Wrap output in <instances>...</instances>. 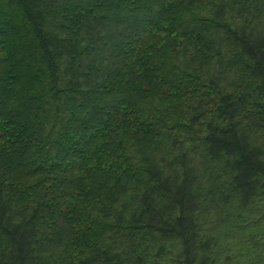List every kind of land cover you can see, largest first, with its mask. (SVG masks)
Masks as SVG:
<instances>
[{"label":"trees","instance_id":"obj_1","mask_svg":"<svg viewBox=\"0 0 264 264\" xmlns=\"http://www.w3.org/2000/svg\"><path fill=\"white\" fill-rule=\"evenodd\" d=\"M264 0H0V264H264Z\"/></svg>","mask_w":264,"mask_h":264},{"label":"rangeland","instance_id":"obj_2","mask_svg":"<svg viewBox=\"0 0 264 264\" xmlns=\"http://www.w3.org/2000/svg\"><path fill=\"white\" fill-rule=\"evenodd\" d=\"M255 230H259V231H260V230H261V231L264 230V223H262V224H261L258 228H256Z\"/></svg>","mask_w":264,"mask_h":264}]
</instances>
